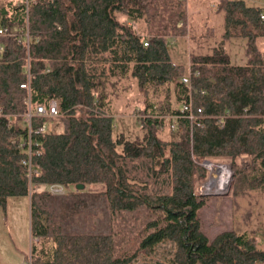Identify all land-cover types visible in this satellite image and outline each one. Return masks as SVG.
Listing matches in <instances>:
<instances>
[{"label":"trees","instance_id":"1","mask_svg":"<svg viewBox=\"0 0 264 264\" xmlns=\"http://www.w3.org/2000/svg\"><path fill=\"white\" fill-rule=\"evenodd\" d=\"M214 2L220 38L183 65L171 60L167 42L187 33L186 0H0V27L10 32L0 34V205L27 196L32 262L130 264L170 240L172 264H264L254 234L227 227L209 236L198 214L207 198L196 190L204 160L236 167L244 156L236 181L264 188L263 11L244 0ZM234 36L245 39L243 63H231L224 48ZM126 74L143 100L132 139L113 133L105 89ZM26 97L44 106L54 99L58 109L31 116L29 134ZM188 100L201 108L195 120L179 115ZM47 119L61 130H35ZM28 135L30 173L20 146ZM51 183L64 191H47Z\"/></svg>","mask_w":264,"mask_h":264},{"label":"rangeland","instance_id":"2","mask_svg":"<svg viewBox=\"0 0 264 264\" xmlns=\"http://www.w3.org/2000/svg\"><path fill=\"white\" fill-rule=\"evenodd\" d=\"M4 1V0H3ZM188 0L187 33L169 37L167 49L171 60L187 65L189 53L208 52L220 38L222 31V14L216 10L213 0ZM247 4L258 5L264 12V0H244ZM135 25L143 33V21L138 20ZM208 26H211L208 28ZM261 39L258 44L260 45ZM264 40V39H262ZM245 39L242 36L228 38L224 48L231 63H243ZM108 92V109L111 112L113 133L121 132L126 138L132 139L140 134L138 126V109L142 107V96L137 89L133 76H112L105 84ZM149 93V100L162 97ZM172 99V94L170 93ZM46 129L61 130V122L57 119H47ZM167 126L162 128V136H166ZM180 130L172 128L170 137L177 138ZM210 167L204 164L207 172L205 178L198 183L196 190L203 194L206 190L205 182L212 178L211 172L218 174L215 165H228V179L226 186L218 193L205 194L207 198L198 209L201 219V229L209 236L222 228L245 230L254 234L260 244L264 245V188H248L244 182L234 176V171L243 166L246 158L237 159L236 167H232L228 160L210 161ZM212 165V166H211ZM213 169V170H212ZM216 180H220L218 175ZM208 184V183H207ZM204 186V187H203ZM28 227V198L25 195H12L6 198L4 206L0 205V264H21L29 252L30 241ZM174 243L162 240L155 244L150 253L139 251L130 264H172Z\"/></svg>","mask_w":264,"mask_h":264},{"label":"built area","instance_id":"3","mask_svg":"<svg viewBox=\"0 0 264 264\" xmlns=\"http://www.w3.org/2000/svg\"><path fill=\"white\" fill-rule=\"evenodd\" d=\"M260 18L262 20H264V12L260 13ZM20 35L24 37V40L27 42L28 39V34L27 31H19ZM10 33L8 31V29L6 27H0V34H8ZM144 44L146 43L145 41L143 42ZM0 50H1V46H0ZM181 80L184 82L188 81V77L186 75L181 77ZM20 87L23 88H27L28 87V83L27 81L21 82L19 83ZM26 110L22 116L23 120L25 121V123L27 124V132L28 134L31 131V128L29 126V119L31 118V116L33 115H41V116H55L58 114V109L56 106V102L54 99H50L47 103L46 106L42 105V104H35L32 105L28 99V97H26ZM179 115H182L183 117H186L189 120H195L196 118H198L201 113V108L200 107H196L195 109H193L190 105V101L188 100V102H184L180 105L179 107ZM176 123L174 121H172V123L170 124L171 128L175 129ZM46 129L45 126V121L42 122L39 126H37L35 128V130L37 131H43ZM34 144L33 141H31V139L29 138V135L27 136L26 140L21 141L20 146L24 148V150L27 153V157L25 159H22V163L27 165V169H28V173H30L31 171H35V169H32L30 167V162H29V155L31 154V152L34 150V148H32V145ZM207 166L209 165V163L206 164ZM45 189L51 193H61L64 191V187L60 184L57 183H51V184H47L45 186ZM21 264H36L34 262H32L31 260V256L30 253L28 252V254L25 256V258L23 259V261L21 262Z\"/></svg>","mask_w":264,"mask_h":264},{"label":"bare ground","instance_id":"4","mask_svg":"<svg viewBox=\"0 0 264 264\" xmlns=\"http://www.w3.org/2000/svg\"><path fill=\"white\" fill-rule=\"evenodd\" d=\"M208 168H212V167H210V165H208ZM214 169L217 170L218 174L212 175L214 178H212L209 182L207 181L204 183V185H207L206 186L207 191L220 190V189L224 188V186H226V183H227L228 172H229L228 166L227 165H224V166L223 165H218V166L215 165ZM213 173H214V170H213ZM218 175L221 177V182L219 179L218 180L215 179L218 177Z\"/></svg>","mask_w":264,"mask_h":264},{"label":"water","instance_id":"5","mask_svg":"<svg viewBox=\"0 0 264 264\" xmlns=\"http://www.w3.org/2000/svg\"><path fill=\"white\" fill-rule=\"evenodd\" d=\"M207 163H212L209 160H204V164L206 165ZM228 166V165H227ZM211 175H214V173L211 172ZM83 186L82 183H76L75 187L76 188H81ZM208 193H218V191H203V194H208Z\"/></svg>","mask_w":264,"mask_h":264},{"label":"crops","instance_id":"6","mask_svg":"<svg viewBox=\"0 0 264 264\" xmlns=\"http://www.w3.org/2000/svg\"><path fill=\"white\" fill-rule=\"evenodd\" d=\"M186 1H188V0H186ZM195 2H196V4H197V1L195 0ZM213 2H214V0H213ZM213 5H214V8L216 9V7H215V2L213 3ZM222 14V13H221ZM208 28H210V30H211V26H208ZM221 33V32H220ZM47 130H50L49 128L47 129Z\"/></svg>","mask_w":264,"mask_h":264}]
</instances>
